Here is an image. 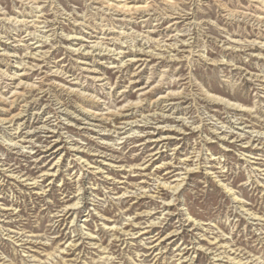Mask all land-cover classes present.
Returning <instances> with one entry per match:
<instances>
[{"label": "rangeland", "instance_id": "obj_1", "mask_svg": "<svg viewBox=\"0 0 264 264\" xmlns=\"http://www.w3.org/2000/svg\"><path fill=\"white\" fill-rule=\"evenodd\" d=\"M0 87V264H264V0H0Z\"/></svg>", "mask_w": 264, "mask_h": 264}, {"label": "bare ground", "instance_id": "obj_2", "mask_svg": "<svg viewBox=\"0 0 264 264\" xmlns=\"http://www.w3.org/2000/svg\"><path fill=\"white\" fill-rule=\"evenodd\" d=\"M115 3V2H114ZM113 3V4H114ZM117 4V3H116ZM119 5V4H118ZM116 6V5H115ZM121 6V5H120ZM119 6H117V8H118ZM124 9H129L130 7H128L127 6V3H124V5L122 6ZM133 7V6H132ZM133 8H137V6L136 7H133ZM139 8V7H138ZM141 8H145V7H141ZM116 10V9H115ZM41 11V10H40ZM125 14V13H124ZM179 18V17H178ZM31 22V21H30ZM37 37V36H36ZM48 40H45V41H43V43H45V42H47ZM38 42H42V40H39ZM42 44V43H41ZM44 46V45H43ZM41 47V46H40ZM97 48V47H96ZM105 48V47H104ZM112 48V47H111ZM105 50H108V48H106ZM114 50V49H113ZM112 49L111 50H109L110 51V53H111V51H113ZM145 50V49H144ZM38 51L39 50H37L36 51V53H31V56L30 57H33L35 60H37L38 58H37V56L36 55H38V56H46V55H40V54H37L38 53ZM108 51V52H109ZM40 52V51H39ZM140 52V51H139ZM86 55V54H85ZM117 55H119V53H117ZM137 55V54H136ZM135 55V56H136ZM12 56V55H11ZM139 60V59H138ZM123 61V59L121 60V62ZM131 61H135V60H133V59H131ZM140 61V60H139ZM41 62V61H40ZM118 62V61H117ZM120 63V62H119ZM123 63V62H122ZM125 63V62H124ZM22 64V63H21ZM27 64L28 63H25L24 64V67H22L21 69H18L17 70V72L18 71H26V70H28V68L29 69H34V67L36 68V67H40V63H37V64H34V65H32L31 67H27ZM116 64V63H115ZM129 66V65H128ZM60 69V68H59ZM15 72V71H14ZM56 72H59V71H56ZM60 73H62V71L60 72ZM68 74V73H67ZM6 75L7 76H9V77H11V79H19V83L15 86V88H13V89H11L12 91H11V94H12V97H13V100L12 101H10L9 102V99L10 98H8L7 97V95L6 94H4V93H2V92H0V100L1 101H3L4 103H16V102H18V99H19V97H17V95H19L20 94V91H19V89L20 88H23V87H25V88H28L29 87V89H31V88H33V90H35V89H37V88H39V89H42L39 85L37 86V84H26V83H23V80L21 79V77H19V76H24V75H27L26 73L25 74H17L16 72L15 73H13L12 75L10 74V72L9 73H6ZM47 76V75H46ZM45 76V77H46ZM95 76V75H94ZM2 77V76H1ZM48 77V76H47ZM75 77V76H74ZM47 79V78H46ZM102 80H103V78H102ZM80 81V80H79ZM148 81V80H147ZM57 82V81H56ZM70 83V82H69ZM148 83V82H147ZM41 85V84H40ZM11 86V85H10ZM59 86H62L63 88H65V85L63 86V85H59ZM14 87V86H13ZM99 87H100V85H99ZM147 87H150V86H147ZM1 88V87H0ZM50 88V87H49ZM53 88V87H52ZM79 88V89H78ZM29 89H28V91H29ZM84 89V86L81 84V85H76V84H71V85H69V87H68V89L67 90H69L70 92H72L73 94L75 93H78V94H80V95H83V96H89V97H91L92 99H97V97H98V94H96V93H92V94H90V95H87V94H85V91L83 92L82 90ZM26 90V89H25ZM1 91V90H0ZM47 91V90H46ZM26 92V91H25ZM150 92V91H149ZM27 93V92H26ZM87 93H88V91H87ZM90 93V92H89ZM147 93V92H146ZM112 94V93H111ZM181 94H182V92L181 93H168L167 95H165V96H160L156 101H154L153 102V100H152V103L151 104H153V105H156V103H158V102H161V103H166L167 101H169L170 99H173L174 97H178V96H180V98H181ZM184 95V94H183ZM27 97V96H26ZM100 97V96H99ZM102 97V96H101ZM100 97V98H101ZM186 97V96H185ZM207 97H208V99L210 100H212L213 102H222V99H220V98H218V97H215V96H210V95H207ZM43 98V97H42ZM104 98V97H103ZM40 100V99H39ZM26 102V101H25ZM94 102V101H93ZM100 102H102V101H100ZM143 102V99L142 98H139V101H137V102H128V103H126L125 105H123L121 108H119L118 110L117 109H115V111L113 110V111H111V112H109V116H107V117H104L103 115V117H102V119L101 120H103V119H108L109 117H111V116H115V115H119V116H122L123 117V119H128L127 120V122H125L126 123V125H132L134 122H137V120H135V121H129V117H130V115H134L133 113H131V114H125L124 112H127V111H132V110H134V109H136V108H140V107H142V103ZM28 103V102H27ZM97 103V102H96ZM228 104V107L230 108V109H234V110H240V111H248V109H246L243 105H240V104H237V103H231V102H228L227 103ZM158 105V104H157ZM152 106V105H151ZM170 106H171V104H170ZM18 107V106H17ZM26 107H27V105H26ZM83 107V106H82ZM85 107V106H84ZM82 108L81 110H79V114H81V115H83V116H85V120H97L98 119V114L97 113H94V112H92L93 110H88V109H86V108ZM167 107H169V105H164V106H162V108H161V110L162 111H164L165 110V108H167ZM5 108V107H4ZM28 108V107H27ZM23 109L22 111H19V113L16 115L15 114V116H6V117H2V118H0V122L1 123H3V124H5V123H13V122H15V120L16 119H18V118H20V117H23V118H25L26 116H28L29 117V115H30V113L29 114H27V112L29 111V109ZM109 108V107H108ZM143 108V107H142ZM173 108V107H172ZM254 109V108H253ZM7 111H9V110H7ZM6 112V111H5ZM39 112V111H38ZM99 112V111H98ZM33 115H34V113H33ZM166 115V114H165ZM164 114H159V115H157V113L156 112H154V114H152V115H150V116H148V117H143V118H149V117H151L152 119H156V117H167V116H165ZM4 116V115H3ZM77 116V115H76ZM264 116V115H263ZM31 117H32V114H31ZM31 117L29 118V119H31ZM34 117V116H33ZM78 117V116H77ZM39 118V117H38ZM25 120V119H24ZM48 120V119H47ZM109 120V119H108ZM27 121V120H26ZM40 121V120H39ZM49 122V121H48ZM46 123V122H45ZM35 124V123H34ZM22 125V124H21ZM21 125L19 126V128H14L13 130H17L18 132H19V129H21ZM45 126H46V124H45ZM45 126H43L42 128H46ZM12 130V131H13ZM17 133V132H16ZM115 133H117V131H115ZM260 134H261V132H260ZM259 134V135H260ZM263 134V133H262ZM18 135V134H17ZM21 135L19 134L17 137L19 138ZM229 138V137H228ZM242 138V137H241ZM260 138V137H259ZM243 139V138H242ZM12 141H14V139L12 138ZM48 143V142H47ZM126 143V142H125ZM13 145H17V142H15L14 141V144ZM53 155V154H52ZM154 156V155H153ZM82 158V157H81ZM99 167V166H98ZM188 173H191V170H189V171H187V174ZM46 175H50V174H46ZM189 175V174H188ZM27 180H34L33 181V183H31V184H38V181H37V179L36 178H34V179H27ZM185 180H186V177H183L182 179H181V181L180 182H178L177 184H176V186H175V188L177 189V188H179V187H181V185L185 182ZM165 185V184H164ZM169 185V184H168ZM164 187H166V186H164ZM173 188V187H172ZM162 189V188H161ZM164 189V188H163ZM80 201V200H79ZM76 204V203H75ZM78 204V203H77ZM74 206H76V205H74ZM254 219H259V220H262L260 217H256V216H254ZM153 225V224H152ZM90 235V234H89ZM114 235V234H113ZM156 242H157V244H156V247H158L157 249L158 250H161L160 248H159V246L163 243V241H164V238H161V237H159V238H157L156 240H155ZM73 242V241H72ZM94 244V243H93ZM161 247H162V245H161ZM181 262V261H180ZM193 262V261H192ZM191 263V262H190Z\"/></svg>", "mask_w": 264, "mask_h": 264}]
</instances>
